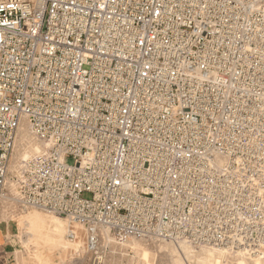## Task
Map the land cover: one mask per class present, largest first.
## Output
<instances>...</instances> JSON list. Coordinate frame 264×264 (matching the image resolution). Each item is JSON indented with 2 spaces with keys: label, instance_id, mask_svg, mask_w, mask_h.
Returning a JSON list of instances; mask_svg holds the SVG:
<instances>
[{
  "label": "built area",
  "instance_id": "built-area-1",
  "mask_svg": "<svg viewBox=\"0 0 264 264\" xmlns=\"http://www.w3.org/2000/svg\"><path fill=\"white\" fill-rule=\"evenodd\" d=\"M1 196L90 264L104 231L264 258V0H0Z\"/></svg>",
  "mask_w": 264,
  "mask_h": 264
},
{
  "label": "rangeland",
  "instance_id": "rangeland-1",
  "mask_svg": "<svg viewBox=\"0 0 264 264\" xmlns=\"http://www.w3.org/2000/svg\"><path fill=\"white\" fill-rule=\"evenodd\" d=\"M27 127H28V125H27ZM28 129H29V127H28ZM29 131H30V129H29ZM30 133H31V131H30ZM31 135H32V133H31ZM14 152H15V154H13ZM22 152H23V148L21 146H19L18 142L15 140V148H14L13 153L11 155V161L12 162L11 161L10 162L12 163V165L18 164V163L19 164H18V166H16L17 168L16 167L14 168L15 170H13V171L9 170L8 171L10 174L8 173V176H7V183H6V193L7 194L10 193L11 187L13 186V182L15 179L14 175L17 174L16 171L19 170V168L21 167V165L24 162L23 160H21V157H20ZM67 162L71 163V159H68ZM84 197L89 198L90 194L85 193ZM12 203H13V201L10 198L9 199H2L0 197V222L5 223L6 221H8V223H11L15 227L14 229L16 230V234H17L16 238L19 241V249L22 248L20 251L19 264H21L23 261L27 262L28 264H30V263L31 264H90V261H91L90 254L88 253L87 249H86V251H84L85 250L84 249L85 242H84V245L83 244L81 245V244H79V242H80L79 240L76 241L77 244L75 243L76 245L74 244V247L70 248V252L73 255H71L69 252H66L65 250H67V249L57 247L55 241L51 240L48 237H46L45 239H40L39 242L34 244L33 246H31V245H29V247L24 246L21 243V238L19 237L20 236L19 231H17L16 226H15V223H17L16 219L32 212V210H34L35 208L22 209L18 205L14 204V203L12 204ZM35 211H36L35 213L32 212L30 214H39V213L42 214V213H44V214H50V215L54 216L51 213H45V211H41L39 209H36ZM58 220L60 222H63V223L66 222L62 218H59ZM75 228L78 229V227H76V226H75ZM21 230H22L23 240L27 241L29 236H30V232L28 231L27 222L23 223ZM76 232H78L79 236H82L81 239L83 238V241H85L84 236L82 235L84 233L81 230H78ZM134 240L136 242L135 246L125 245L124 246L125 248L123 247V245H119V243L110 242L111 244L110 243L107 244L108 247L104 246L101 243V245L104 248V253H105L104 254L105 256H104L101 264H106V263L107 264H123V263L124 264H130V262H131V264H145L147 262L149 264H173L174 259L178 256H180L183 259L184 264H189V263L194 264L192 261L193 260L192 258H190L191 260L186 258L183 250L178 246V243L180 244V243L184 242L185 244L189 245L195 251H198L199 248L201 246H203L202 244H191V243H188L186 241H177L175 244L174 241H171V242L170 241H155V240H147V239H140V240L134 239ZM117 244L119 245V247H117L118 246ZM176 245L179 248L176 247ZM23 247H25V248H23ZM215 247H217V246H215ZM75 248H77L78 251L80 249L81 252H77V250ZM168 248H170V249H168ZM142 250L147 251V253H148L147 256L141 255ZM128 251H130V252H128ZM234 253H235V251L228 250V254L226 255V258H224L222 260L223 263L224 264H252V258H257V257H254L252 255L246 254L245 260L243 262L239 263V261H238V259H236ZM108 255H109V257H108ZM116 255H118V256H116ZM124 257H125V259L121 260ZM47 258H49V260ZM122 261H124V262H122ZM261 264H264V258L262 259Z\"/></svg>",
  "mask_w": 264,
  "mask_h": 264
},
{
  "label": "bare ground",
  "instance_id": "bare-ground-1",
  "mask_svg": "<svg viewBox=\"0 0 264 264\" xmlns=\"http://www.w3.org/2000/svg\"><path fill=\"white\" fill-rule=\"evenodd\" d=\"M16 141L18 142L19 146L23 148V152L21 153L20 157L21 160H27L28 158L32 157L36 153H39L42 151V144L37 141L30 133L26 121H23L22 124L19 126L17 130V135H16ZM15 154V152L13 153ZM12 162V161H11ZM10 162L9 169L8 171H13L15 170L14 168L18 166V164H13ZM15 165V166H14ZM17 168V167H16ZM18 172V171H16ZM9 173V172H8ZM10 174V173H9ZM11 179V178H10ZM2 199H8L5 196H1ZM13 204V203H12ZM3 206V205H2ZM5 206V205H4ZM9 206V205H8ZM4 208V207H3ZM2 210V209H1ZM36 209L32 210V212H36ZM3 212V211H2ZM30 212V213H32ZM10 213V212H9ZM28 213V212H27ZM26 214L24 216L19 217L16 219L15 226L17 231H19V237L21 238V243L24 246L31 245L33 246L34 244L38 243L40 239H45L46 237L50 238L51 240L55 241L57 247H61L65 250L66 252H70V248L74 247V244L76 241H80L79 244H83V238L81 239L82 236H79L78 232H76V239H70L68 238L67 234L69 232V224L66 219L63 217L57 216V215H50V214H44V213H39V214ZM47 213V212H45ZM12 214V213H11ZM9 217V216H8ZM14 217V216H13ZM55 217V218H54ZM62 218L66 222H60L58 219ZM13 219V218H12ZM8 222V221H6ZM27 222L28 224V231L30 232V236L27 241L22 239L21 236V228L23 226V223ZM10 224V223H9ZM8 226V225H7ZM78 227V226H76ZM79 228V227H78ZM6 230V229H5ZM7 232V231H6ZM17 235V234H16ZM6 239V237H4ZM17 239V238H16ZM140 240V239H139ZM42 241V240H41ZM138 241V240H137ZM102 244L104 246H107L110 242L113 243H118L115 240L112 239L111 236L107 234L106 231H104L102 235ZM171 242V241H170ZM77 244V243H76ZM75 244V245H76ZM111 244V243H110ZM165 244V243H164ZM176 244V242H175ZM39 245V244H38ZM118 245V244H117ZM119 245H125L127 246H135L136 242L134 239L129 240L128 242H123L119 243ZM119 245L117 247H119ZM168 245V244H167ZM166 246V245H165ZM178 246L183 250L185 256L187 259L192 258L194 264H222L223 259L226 258V255L228 254V250L226 248L222 247H215V246H210V245H203L199 248L198 251L193 250L189 245L183 243H178ZM176 245V247H178ZM36 247V246H35ZM40 247V246H39ZM110 247V246H109ZM169 247V246H168ZM171 247V246H170ZM178 247V248H179ZM25 248V247H23ZM125 248V247H124ZM131 248V247H130ZM134 248V247H133ZM166 248V247H165ZM22 249V248H21ZM77 250V248H75ZM84 251H86V246L84 247ZM114 249V248H113ZM170 249V248H168ZM29 250V249H28ZM128 250V249H127ZM141 250V249H140ZM176 250V249H175ZM174 250V251H175ZM110 251V250H109ZM132 251V250H131ZM179 251V250H178ZM77 252H81L77 250ZM130 252V251H128ZM172 252V251H171ZM176 252V251H175ZM119 253V252H118ZM173 253V252H172ZM177 253V252H176ZM75 254V253H74ZM109 254V253H108ZM112 254V253H111ZM115 254V253H114ZM122 254V253H121ZM131 254V253H130ZM147 251L142 250L143 256H147ZM236 259H238L239 263L243 262L245 260L246 253L242 251H236L235 253ZM27 255V254H26ZM73 255V254H71ZM118 256V255H116ZM121 256V255H120ZM132 256V255H131ZM109 257V255H108ZM114 257V256H113ZM183 257V256H182ZM120 258V257H119ZM143 258V257H142ZM111 259V258H110ZM118 259V258H117ZM125 259L122 258L121 260ZM144 259V258H143ZM263 258L257 257V258H252V264H261ZM114 260V259H113ZM191 260V259H190ZM107 261V260H106ZM116 261V260H115ZM126 261V260H125ZM48 262V261H47ZM114 262V261H113ZM121 262V261H120ZM119 262V263H120ZM124 262V261H122ZM188 262V261H187ZM126 263V262H125ZM107 264V263H106ZM124 264V263H123ZM131 264V262H130ZM145 264H149L148 262ZM173 264H184L183 259L178 256L174 259ZM190 264V263H189ZM224 264V263H223Z\"/></svg>",
  "mask_w": 264,
  "mask_h": 264
},
{
  "label": "crops",
  "instance_id": "crops-1",
  "mask_svg": "<svg viewBox=\"0 0 264 264\" xmlns=\"http://www.w3.org/2000/svg\"><path fill=\"white\" fill-rule=\"evenodd\" d=\"M14 228L11 223L0 222V264H19L21 249H19V241L16 239V230ZM47 259L49 260V258ZM21 264L28 263L23 261Z\"/></svg>",
  "mask_w": 264,
  "mask_h": 264
}]
</instances>
